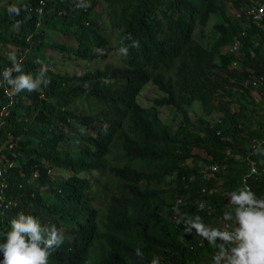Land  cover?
<instances>
[{
  "label": "trees",
  "instance_id": "trees-1",
  "mask_svg": "<svg viewBox=\"0 0 264 264\" xmlns=\"http://www.w3.org/2000/svg\"><path fill=\"white\" fill-rule=\"evenodd\" d=\"M15 1L13 5L0 0V47L10 44L21 51L15 55L21 72L13 71L12 79L30 74L41 84L37 90L16 93L14 104L0 88V110L8 109L7 115H0L2 141L7 134L13 142L1 153L3 162L14 163L0 176V184H6L5 202H11L6 208L0 205V243L22 212L65 233L48 264H151L154 257L160 264H213L210 252L217 253L223 242L207 240L205 246H196L197 229L185 232L183 219L191 216L206 222L233 211L221 193L242 189L249 142L254 136L264 137L262 101L251 95L264 71V28L243 25L244 15L235 17L236 11L248 7V0H103L107 18L120 30L118 46L127 49L125 63L82 74L43 67L50 58L43 48L69 51L45 40L47 30L64 26L73 28L74 56L85 59L91 48L107 50L89 0ZM228 3L236 6L233 17L227 14ZM84 4L86 8L77 6ZM212 16L217 35L206 45L201 34ZM4 28L7 33L2 34ZM234 42L237 50L223 51ZM0 61L12 68L10 58L0 54ZM148 81L164 97L143 107L137 97ZM238 92L239 99L232 100L238 113L224 111L219 121L201 117L198 125L191 119L195 103L206 115L212 114L223 98ZM81 99L88 102L87 112L69 108ZM162 106L181 112L176 127L160 120ZM245 108L255 127L242 131ZM65 129L72 130L71 135L67 145L58 148ZM249 155L264 167V142ZM205 163L219 166L208 171L207 179ZM51 167L72 173L59 179L48 171ZM82 171L92 178L81 176ZM250 184L261 198L264 173ZM202 187L217 190L205 195ZM166 192L172 196L170 202L161 198ZM183 197L184 203L177 205L176 199ZM199 200L214 205L215 216L199 207Z\"/></svg>",
  "mask_w": 264,
  "mask_h": 264
},
{
  "label": "clouds",
  "instance_id": "clouds-1",
  "mask_svg": "<svg viewBox=\"0 0 264 264\" xmlns=\"http://www.w3.org/2000/svg\"><path fill=\"white\" fill-rule=\"evenodd\" d=\"M77 6L86 8L87 4ZM133 44L138 47L135 41ZM121 52L126 55L127 49L121 48ZM9 58L13 62L12 68L4 71L8 84L14 85L17 93L24 90L28 92L36 90L40 86L41 81L39 79L33 80L30 74L21 73L16 79L11 78L12 72L19 73L21 72V68L20 64L16 62L15 54L10 55ZM43 71L45 69H42V74ZM47 82V80L43 81V83ZM260 97L263 107V97ZM7 144L10 143L5 142V146ZM250 150H252V147L248 151L249 154L252 153ZM249 154L247 161L248 158H253ZM9 163V160L3 162L4 171L8 166H11ZM209 166L210 164L204 165L205 179L208 177V171H215L211 170ZM257 166L259 171L247 177V182L250 186V179H257L260 174L264 173V167H261L259 164ZM249 169L248 162L247 170L242 174L241 178L242 189L233 192L230 198L231 203H228V205L232 204L234 206L233 211L225 212L224 217H217L219 228L209 229L205 228L202 224L195 225L197 228L195 234L197 238L196 246H205L206 239L213 244L217 240L223 242L217 245L219 251L213 256V264H264V198H257L252 187L250 188L247 184L243 187V177L249 172ZM36 173V171H34V174L32 173L34 178L36 177ZM1 177H4V174ZM210 190H213L212 194H214L217 188ZM210 190H208V193H202L212 195L209 194ZM223 194L221 193V195ZM183 203L184 197L176 199L177 205H182ZM198 206L206 208L209 215L215 216L216 208L214 205H207L205 200H199ZM233 217L238 222L237 227L232 225L231 220ZM222 220L228 221L234 229L232 231H222L220 229ZM63 239L62 233L54 225H42L33 215L22 212L18 213L11 221L10 231L4 234L3 242L0 243V252L3 254V260L0 261V264H48L49 256L60 247ZM225 245L230 246L225 249ZM136 255H141L139 248L136 249ZM151 264H160L159 258L154 257Z\"/></svg>",
  "mask_w": 264,
  "mask_h": 264
},
{
  "label": "rangeland",
  "instance_id": "rangeland-1",
  "mask_svg": "<svg viewBox=\"0 0 264 264\" xmlns=\"http://www.w3.org/2000/svg\"><path fill=\"white\" fill-rule=\"evenodd\" d=\"M252 1L256 2V3H261V5H264V0H252ZM3 2L5 4L9 3V4H13V5H16V3H17L15 0H3ZM89 5L91 7L92 19L97 20L99 22L98 32H99V34H101V36L103 38V44L107 47L106 48L107 50H96L95 48H91L89 50L90 53H89L88 57H86L85 59H80V58L73 55V51L76 48V42L73 39V36L71 35V31L73 28L61 26L57 30L49 29L46 31L45 40L48 42L63 44L65 47H67L69 49V51L62 53V52H58V51L53 50V49L43 48L44 54L47 55L48 57H50L48 63H44L43 67L49 66L52 69H54L55 71L63 72V73L69 72L71 74H82L85 70H89V69H93V68L101 69V68L106 67V66L113 67L116 65H124L125 55H124V53L121 52V49L118 46V44H119L118 40L120 37V30L117 27H115V25H111V24H114L112 22L111 18H109V19L107 18V14H109V11L105 10V8H104L105 5H104L103 0H89ZM237 5H238V3H237ZM235 8H236V6L232 5L231 3H228L227 14L233 17V14H234L233 11L235 10ZM109 20H111V21H109ZM215 20H216L215 17L212 16L210 18V21L207 24V26H205L203 28V34H201V35L203 36V43H205L206 45H210L217 35L213 31V23L215 22ZM118 22H119V20L117 18V23ZM1 33L2 34L7 33V29L4 28ZM226 50H227V48L226 49L223 48V51H226ZM19 52H21V51L14 48L10 44H5V45H3V47H0V54L6 58H9L10 55H12V54L17 55V54H19ZM27 52L28 51L25 50L22 53L25 54ZM262 54L264 55V44L262 46ZM236 66H237V64L235 65V67ZM239 93L240 92H238V94L236 93L235 95H233L232 98H223L221 101V104L217 105V107L215 108L213 113L208 114V115L205 114L201 105H199L198 103H195L193 105V107L191 108V111L189 112L191 119L198 125L199 124L198 120L201 117H207L209 121H215V120L219 121V120H221L220 116H221L222 112H224V111L225 112L230 111L231 114H234V112L238 113V110H239L238 104L236 102L233 103L232 100H238L239 99ZM251 95L257 102H259V101L261 102L260 96L263 97L262 92H260L258 90H253ZM16 96L17 95H15V101H16ZM162 97H164V93L158 89L156 84H153L151 81H148L145 84V86L142 88V90L140 91V93L137 97V101L141 106L147 107L150 104H152V100L154 98L159 99ZM25 103L29 104L30 99L27 98ZM242 103L245 106H250L247 101L243 100ZM87 104H88V102L86 100L81 99L78 101H73L69 105V108L73 111H78L79 108H82L83 110H85V112H87L88 111ZM7 111H8V109H7ZM243 114L244 115L240 118V126H242V128H243L241 130L244 131L247 128L255 127V123H254L255 120L253 119V116L250 114L249 108H245ZM158 116L162 122L169 123L171 126H175V127L181 121V118H182L181 112L178 111L173 106L159 107L158 108ZM71 127L80 130V132H83V133L86 132L85 130H83V128L81 126L71 125ZM70 132H72V130H69V129L64 130V132H63L64 141L58 145V148H63L67 145V140L69 139V136L71 135ZM4 134L5 133H2V130H1L0 140H1V143L3 146L5 145L4 144L5 142L8 143L9 140L12 139V135L7 136V134H6L7 138L5 139V141H2V138H3L2 136H4ZM10 143H11V146H9V148H11L13 146V142H10ZM197 150H199V152H201L204 155L206 154L205 151L203 150V148L197 147ZM221 151H223V149H221ZM260 161L263 162V159H261ZM187 162H189V164H190L189 160ZM10 163H11V166L14 165L13 161H10ZM204 165H208V163H205ZM17 171L21 172L19 170H17ZM48 171L51 172L52 174H54V176L56 178H59V179L66 178V177L70 176V174L72 173L71 170L63 169V168H57V167L56 168L51 167L50 169H48ZM33 174H34V172H33ZM80 174H81V176H89L90 178H92L90 172L82 171V172H80ZM32 179L34 180L33 176H32ZM21 182H22V179H21ZM1 186L3 187L4 184H1ZM221 188H222V186H221ZM263 188H264V186H263ZM2 191H3V188H2ZM258 193H259V196H260V194L263 195L264 189ZM224 194H225L224 196H225L227 202L231 203L230 198H231L232 193L224 192ZM263 196L261 198H264ZM161 198L163 199V202H170L172 200V196L170 195L169 192L164 193L163 196H161ZM0 205L8 206L9 203H5L4 201H0ZM221 217H224V215H222ZM183 221L187 224V225L184 224L185 232H188L190 227L196 228L195 225H198V224H202L205 228H209V229H211V228H217L218 229L219 228V220L217 218H213L211 220L209 219L208 221L205 222V220H203V219H196V218H191V216H185ZM231 222H232L233 226H236V227L238 226V222L236 221L235 217H233ZM40 223L42 225H45L42 222H40ZM62 235H63V237L66 236L65 233H63ZM182 240H184V239L182 238ZM206 241H207V239H206ZM208 252H209V250H208ZM215 254H216V252L211 250L210 256L212 258Z\"/></svg>",
  "mask_w": 264,
  "mask_h": 264
},
{
  "label": "built area",
  "instance_id": "built-area-1",
  "mask_svg": "<svg viewBox=\"0 0 264 264\" xmlns=\"http://www.w3.org/2000/svg\"><path fill=\"white\" fill-rule=\"evenodd\" d=\"M249 4L247 8L245 9H241L235 12V17L236 18H242V16H245V20L242 21L243 25H247L249 22L250 23H255L257 25H261L264 28V25H262V21L264 20V5H261V3H256L253 2L252 0H248ZM40 11V10H39ZM245 34V31H241V35ZM238 45L237 42H234L229 48H227V50L229 51H235L237 50ZM236 62L233 61L232 62V66H235ZM0 88H2L3 90V94L8 97L9 100V104H14L15 101V95H17L16 91H15V86L14 85H9L7 82V79L4 76V71L6 69H10L11 67L7 64L5 66L1 65V61H0ZM256 86H257V90L262 92L264 94V71L263 73L257 77V82H256ZM7 106L4 108H2L0 110V115H7L8 111L6 110ZM263 108H264V98H263ZM0 134H1V123H0ZM10 136V135H8ZM264 142V137L263 138H257V137H252L251 142H250V147H252L253 150L257 149L259 147V145ZM5 144V143H4ZM9 146H11V143L8 144ZM5 148V145L3 146L0 140V176H3V172H4V167H3V160L5 159L4 156L2 155L1 151L2 149ZM250 152H252V150H250ZM248 162H249V172L247 174H245V176L243 177V187L245 186V184H247L250 188L251 186L249 185V183L247 182V177L250 176V174L252 173H256L258 172V166L256 164L255 159L253 158H248ZM11 163H9L10 165ZM209 168H211V170H217L219 168L218 164H210ZM4 186L2 187L0 184V201H4V196H3V191L2 188L5 187V183ZM2 187V188H1ZM202 192L203 193H208V190L206 187L202 188ZM213 190L209 191V194H212ZM179 201V200H178ZM5 203H9V205L11 204L10 201H6ZM8 205V206H9ZM201 205H203V203H201ZM2 206V205H1ZM8 206H4L5 208ZM220 229L222 231H232L234 228L231 226V224L228 221L222 220L221 221V227ZM200 234V233H199ZM201 244V243H198ZM232 246V245H231Z\"/></svg>",
  "mask_w": 264,
  "mask_h": 264
}]
</instances>
